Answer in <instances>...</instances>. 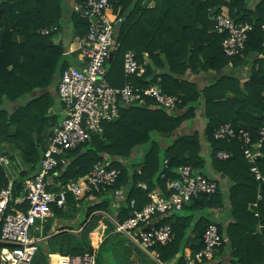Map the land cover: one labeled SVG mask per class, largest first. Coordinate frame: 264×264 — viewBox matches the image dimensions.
Returning <instances> with one entry per match:
<instances>
[{
	"label": "trees",
	"instance_id": "1",
	"mask_svg": "<svg viewBox=\"0 0 264 264\" xmlns=\"http://www.w3.org/2000/svg\"><path fill=\"white\" fill-rule=\"evenodd\" d=\"M74 2L85 8L82 1ZM111 2V17L116 19L120 12L124 21L117 28L121 48L108 64V82L116 88L128 83L139 88L158 84L164 93L178 97L182 103L172 112L157 108L152 102L148 107L123 108L119 119L104 126L103 137L93 136L85 144L66 152V162L54 172L58 174L56 181L67 183L89 175L98 163H110L119 173L114 188L123 192L120 199L111 193L102 195L100 201L87 210L86 219L78 230L86 231L95 212L109 214L116 204L118 207L111 210V217L125 222L151 202L152 191L170 196L167 183L178 179L180 167L191 166L217 182V193L193 199L189 207L188 204L182 211L161 220L160 215L154 216L158 224H170L174 236L171 243L157 247V260L162 264H186L184 257H177L184 253L190 233H195L198 241V245L192 247L194 254L203 249L206 228L217 223L221 236L228 240L218 249L221 255L232 253L235 264H264V238L260 239V233L254 229L259 221L264 225V182L255 180L240 142L214 138L217 129L231 124L235 129L250 132L254 142L259 140L264 123V0H259L253 9L247 0ZM70 6L69 0H0V156L7 145L15 144L25 164L31 166V173L36 172L51 129L59 121L55 112L62 72L69 67L68 59L76 58V55L65 57L64 45L54 39L64 30L65 23L73 30L74 38L84 39L91 24L87 16ZM219 14L253 26L244 51L235 57L225 54L224 36L215 32L214 18ZM42 30L47 34L42 35ZM131 51L140 63L148 64L141 78L125 76L124 58ZM247 65H251L252 70L243 81L239 72ZM210 72H214L213 78L201 89L195 78ZM198 115L205 121L203 135L184 131L178 134L185 123L192 122ZM222 151L232 157L219 159L217 154ZM262 152L263 158L257 165L264 176V146ZM166 160L168 169L164 164ZM162 174L166 179H161ZM221 175H225L224 181H220ZM30 177L23 172L14 182L16 196ZM9 182L8 171L0 164V190ZM227 183H231L229 188ZM259 190L263 200L258 219L250 211V205L257 200ZM74 202L69 196L68 206ZM194 209L207 215L189 214ZM213 210L227 213V218L224 221L211 219ZM2 226L0 222V239ZM262 232L264 235V228ZM105 244L98 250V264ZM5 247L1 242L0 251ZM86 249L96 251L85 242L72 254ZM124 254L123 250L116 253V257H121L119 264H125ZM205 263L214 264L207 260ZM152 264L159 263L153 258Z\"/></svg>",
	"mask_w": 264,
	"mask_h": 264
},
{
	"label": "built area",
	"instance_id": "2",
	"mask_svg": "<svg viewBox=\"0 0 264 264\" xmlns=\"http://www.w3.org/2000/svg\"><path fill=\"white\" fill-rule=\"evenodd\" d=\"M81 1L89 13L87 17L91 24L87 36L79 39L74 49L64 53L65 57L76 55L77 60L62 72L58 83V105L55 113L59 121L53 125L51 135L42 149L40 164L36 172L23 182L20 195H15L13 180L0 190V222L3 224L1 241L6 245L0 251V264H32L40 252L37 236L47 234L45 225L55 217L52 206L65 208L69 204V196L74 199L72 206L76 210L84 208V200L97 204L100 197L107 193H111L116 199L123 196L121 190L114 188L119 173L110 167V163L96 164L93 171L85 177L67 183L56 181L58 174L54 172L61 163L66 162L64 156L67 151L85 144L93 136L103 137L104 126L119 119L120 110L123 108L148 107L152 102L155 107L172 112L177 111L182 103L178 97L164 93L158 84L146 88L136 87L132 83L120 88L111 86L107 78L109 56L121 48L116 31L124 17L120 12L116 19L111 17V0ZM75 10L80 9L75 7ZM91 16L96 17L95 22L91 21ZM214 20L215 32L224 36L225 54L235 57L244 51L253 26L238 23L224 14L217 15ZM41 34L46 35L47 31L42 30ZM147 68L148 64L140 63L135 53L125 54L126 77L137 75L141 78L146 74ZM214 138L240 142L245 158L251 165L252 175L256 181L264 182V176L257 165V161L263 158L264 123L257 142H254L250 132L235 129L231 124L217 129ZM217 157L227 160L232 154L222 151ZM0 164L8 171L13 162L10 157L2 155ZM164 164L168 169V160ZM161 179H166V175L162 174ZM141 186L146 188V185ZM217 189L216 181L194 171L191 166H182L178 169V179L167 183L170 196L154 190L149 194L151 202L142 211L134 212L125 222L110 218L113 229L109 224H104V239L109 231L114 237L127 236L133 244H138L145 251L165 246L174 239L172 226L158 224L154 216L160 215L158 219L161 220L174 212H180L193 199L216 194ZM262 200L263 194L259 190L257 200L250 205V211L258 219L261 218L259 208ZM114 207H118L117 204ZM263 228L264 225L260 223L258 233ZM55 233L56 229L48 236ZM227 241L221 236L219 225L210 224L203 234V249L188 257L186 264H206V260L214 261L217 257L216 251ZM93 246L96 248L95 252L86 249L80 254L65 256L67 264H98L99 246Z\"/></svg>",
	"mask_w": 264,
	"mask_h": 264
},
{
	"label": "rangeland",
	"instance_id": "3",
	"mask_svg": "<svg viewBox=\"0 0 264 264\" xmlns=\"http://www.w3.org/2000/svg\"><path fill=\"white\" fill-rule=\"evenodd\" d=\"M81 1V0H79ZM250 5V4H249ZM251 9L255 8V4L250 5ZM65 30H71V27L69 24L65 23L64 28ZM77 43V42H76ZM72 48L76 47V44L71 45ZM65 48V46H64ZM69 60V61H68ZM68 65L71 66L72 64H75L74 58L68 59ZM247 74L249 75L252 70V66L247 65ZM3 151L5 152L4 155L7 157H12L11 159L16 162V164L11 168V178H17L19 177L23 172L28 173V175H31V171H24L25 169V162L22 158L21 152L16 147L15 144H9L7 145ZM17 157V158H16ZM14 158V159H13ZM24 168V169H23ZM9 172V171H8ZM10 174V173H9ZM87 203V202H85ZM85 207H87V204H84ZM115 209V208H114ZM52 210L55 214V217L50 220L48 224L45 225L46 235H39L37 236V241H40V252L38 255L34 258L32 264H47V254L48 252H53L55 250H59L62 254H72L76 252L77 247H81L83 244H85L86 238L89 240L91 235L94 233L95 236L93 238L97 237H104V234L102 232L103 228H105L104 224H109L110 227L113 229V226L111 225L110 218L111 215H113L112 211H109V214H99V212H95L96 214L93 215V221L91 224L87 227L86 231L83 232V238L77 239L76 234H74L72 231L76 228V225L73 220L79 218L80 224L83 223V221L86 219L85 217V211L84 210H76L72 206H66L63 209H59L56 206H52ZM98 213V214H97ZM192 214V213H189ZM207 214L204 213L203 216H206ZM217 220L222 221L221 215H223L222 212L216 213ZM115 218V217H113ZM60 223H67L68 225L66 227L60 228L63 229L61 234L55 233L53 237L48 238V234L51 233L52 229H56V226L60 225ZM67 228V229H66ZM255 231H258V225L254 226ZM2 235V234H1ZM260 239L264 238L263 232L262 234H258ZM114 239V240H113ZM1 241V239H0ZM111 241V242H110ZM87 242V241H86ZM109 242V243H108ZM103 243L105 244L102 248V255L101 259L99 260V264H119V260L121 257H116V253L120 251H126V254L123 262L125 264H152L153 263V257H156L155 254L157 253L156 249H150L154 253L145 251L144 249L140 248L138 244H133L130 239L125 235H120L118 238L115 239V237L110 234V232H107L106 238L103 240L102 244L99 245L98 250L102 247ZM88 245V244H87ZM89 246V245H88ZM92 247V246H91ZM96 249V248H95ZM220 251H216V259H219L218 256H220ZM52 259L51 257H49ZM119 258V260H118ZM215 259V260H216ZM212 261L214 264H217V261ZM53 262V261H51ZM235 264L236 260L232 258L230 263ZM52 264V263H50ZM222 264H225L222 262Z\"/></svg>",
	"mask_w": 264,
	"mask_h": 264
},
{
	"label": "crops",
	"instance_id": "4",
	"mask_svg": "<svg viewBox=\"0 0 264 264\" xmlns=\"http://www.w3.org/2000/svg\"><path fill=\"white\" fill-rule=\"evenodd\" d=\"M259 0H250V2H247L248 4H250V5H253V4H255L256 5V3L258 2ZM69 2L71 3V6H70V8H72V9H74L75 10V7H78L80 10L79 11H81V10H83V7H82V5L81 4H76L75 2H74V0H69ZM151 6H153V4H151ZM251 8V7H250ZM118 32V30L116 31V33ZM80 38H74L73 37V30H63L57 37H55V39H54V41L56 42V43H60V44H62V45H64L65 46V51L64 52H66V51H68V50H72V49H74V47L72 48V44H76V42L79 40ZM132 52V51H131ZM147 57V56H146ZM74 58V57H73ZM74 60L76 61L77 59H75L74 58ZM245 68L247 69V66H243V68H241V72H239V76L243 79V81L244 80H246L247 78H248V74H247V71L245 70ZM213 75H214V72H210L209 74H204V73H201V74H199V76L198 77H196L195 78V80H196V82H197V84L199 85V87L201 88V89H203V88H205L206 86H207V84H208V82L213 78ZM232 96V94H229V96ZM204 130H205V121L200 117V115H198L197 116V118L195 119V120H193L192 122H189V123H185L184 124V128L181 130V131H179L178 132V134H181V132L182 131H184V132H189V133H196V132H198V133H200L201 135H203L204 134ZM4 155V154H3ZM1 157V156H0ZM12 158V157H11ZM17 158V157H16ZM12 162H13V166L16 164V162H14V160H12ZM12 166V167H13ZM11 168V167H10ZM10 168L8 169V171H9V173L10 174H8L9 175V177H10V180H13V181H16V180H18L19 178H20V176L19 177H17V178H14V177H12L11 178V170H10ZM24 169V168H23ZM31 169V166H28L27 164H26V166H25V169H24V171H28V170H30ZM31 171V170H30ZM31 175H33V173H31ZM31 175H29V176H31ZM221 177V176H220ZM86 204H88V206L87 207H85V205H84V208L82 209V210H84L85 211V216H86V213H87V210L91 207V206H93V205H95L96 203H94V202H91V201H88ZM190 206V204L188 205V207ZM115 207H112L110 210H112V209H114ZM195 210V209H194ZM189 211V213H194V215H198V214H204L205 212L204 211H202V210H195V211ZM185 211V210H184ZM218 212H221V211H219V210H213V211H211V215H212V217H211V219H214V220H217V215H216V213H218ZM102 213H105V212H99V214H102ZM223 213V215H221V218H222V220L224 221L225 220V218H227V213H224V212H222ZM98 214V213H97ZM196 218H197V216H196ZM93 219V217L90 219V220H92ZM80 219L79 218H77V219H74L73 220V222L75 223V224H77L76 225V228L74 229V231H76V232H78V231H81V230H78V229H80V226H81V224H80V221H79ZM93 221V220H92ZM261 222L259 221V224H260ZM68 224L67 223H60V225H58V226H56V233H61L62 231H63V229H64V227H66ZM87 225H88V223H87ZM60 228H63V229H60ZM67 229V228H66ZM105 230H106V228H103V231L104 232H102L103 234H104V237H105ZM52 231H55V229H52ZM51 231V232H52ZM74 231H72V232H74ZM95 233V232H94ZM94 233L91 235V237H90V239L88 240L87 238H86V240H85V242H86V244H93V245H95V246H99L101 243H102V241H103V239H104V237L103 238H101V237H97V238H93V236H95L94 235ZM75 234V233H74ZM54 236V235H53ZM52 236V237H53ZM76 237H77V234H76ZM186 248H185V250H184V253L183 254H180L177 258H182V257H184L185 258V260L188 258V257H190L191 255H192V247H196L197 245H198V241H197V239H196V234L195 233H190V235L188 236V239H187V242H186ZM263 247H264V244H263ZM61 254V252L59 251V250H55L54 251V254H53V252H51L50 253V255H49V257H53L52 259H50L49 258V264L50 263H52V264H54V262H55V259H56V257L58 256V255H60ZM64 256H68V255H70V254H63ZM152 255H155V256H157V253H155V254H152ZM217 256V255H216ZM152 257H154V256H152ZM219 257V259H216L215 261H217V262H224L225 264H230V261L232 260V253H227L225 256H223V255H221L220 254V256H218ZM51 261H53V262H51ZM175 262H176V260H175Z\"/></svg>",
	"mask_w": 264,
	"mask_h": 264
},
{
	"label": "water",
	"instance_id": "5",
	"mask_svg": "<svg viewBox=\"0 0 264 264\" xmlns=\"http://www.w3.org/2000/svg\"><path fill=\"white\" fill-rule=\"evenodd\" d=\"M247 2H250V0H247ZM80 13H81L82 15H84V16L89 15V13H87L85 9L81 10ZM90 19H91V21H93V22L96 21V17H95V16H91ZM113 59H114V54L111 53L110 56H109V62L111 63V62L113 61ZM224 180H225V175H221V177H220V181H224ZM226 186H227V188H229V187L231 186V183H227ZM89 222H91V220H90ZM88 225H89V224H88ZM86 227H87V226H86ZM83 231H84V229H82L81 231H78V232L74 231L73 233L77 234V239H81V238H82L81 233H82ZM58 234H59V233H58ZM51 237H52V236H50V237H48V238H51ZM1 242H2V241H0V243H1ZM153 258H154L159 264H162L159 260H157L156 257H153Z\"/></svg>",
	"mask_w": 264,
	"mask_h": 264
},
{
	"label": "bare ground",
	"instance_id": "6",
	"mask_svg": "<svg viewBox=\"0 0 264 264\" xmlns=\"http://www.w3.org/2000/svg\"><path fill=\"white\" fill-rule=\"evenodd\" d=\"M54 264H67V259L66 257L61 253L58 255L55 259Z\"/></svg>",
	"mask_w": 264,
	"mask_h": 264
}]
</instances>
